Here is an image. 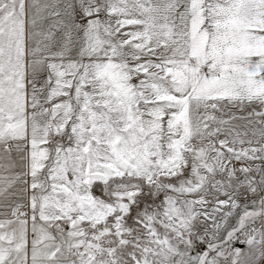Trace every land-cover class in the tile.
Returning <instances> with one entry per match:
<instances>
[{
    "label": "snow or ice",
    "instance_id": "1",
    "mask_svg": "<svg viewBox=\"0 0 264 264\" xmlns=\"http://www.w3.org/2000/svg\"><path fill=\"white\" fill-rule=\"evenodd\" d=\"M0 264H264V0H0Z\"/></svg>",
    "mask_w": 264,
    "mask_h": 264
}]
</instances>
